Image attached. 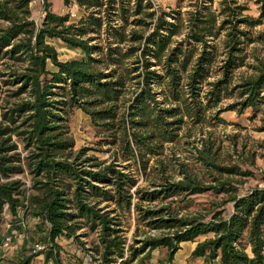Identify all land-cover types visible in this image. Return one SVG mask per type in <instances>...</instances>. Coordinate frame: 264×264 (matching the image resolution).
<instances>
[{"label": "trees", "instance_id": "1", "mask_svg": "<svg viewBox=\"0 0 264 264\" xmlns=\"http://www.w3.org/2000/svg\"><path fill=\"white\" fill-rule=\"evenodd\" d=\"M32 2L0 0V223L20 227L29 215L44 245L15 264L38 255L65 264L60 238L98 264H148L156 249L170 263L182 243L206 263L264 264V187L243 189L254 175L214 131L224 111L264 106V60L248 61L251 45L264 47V31L253 33L264 0L256 18L240 0H189L185 11L63 0L77 6L75 20L43 0L39 23ZM55 41L80 58L59 60ZM75 109L89 118L93 147L74 150ZM203 195L212 199L196 202ZM132 222L133 238L158 234L135 247Z\"/></svg>", "mask_w": 264, "mask_h": 264}, {"label": "rangeland", "instance_id": "2", "mask_svg": "<svg viewBox=\"0 0 264 264\" xmlns=\"http://www.w3.org/2000/svg\"><path fill=\"white\" fill-rule=\"evenodd\" d=\"M156 8H161L168 11V9H175L177 6H181V11H185V6L189 0H151ZM241 2L247 3L248 12L247 14L253 17L259 16V6L256 0H240ZM49 4V11L55 14H66L70 15L71 20H75L79 16L78 8L76 5L70 4L65 5L63 0H47ZM32 18L36 23H39L43 16V0H33L31 4ZM264 31V19L260 26L253 29V33ZM53 45L56 47L59 60L66 61L70 59L80 58V53L71 49H67L62 43L55 41ZM254 49V51L252 50ZM249 53L251 56L248 61L253 62L252 56H257L264 60V47L260 43H255L250 46ZM253 54V55H252ZM245 71L241 69L240 72ZM232 99L227 100L223 107H226L229 103H232ZM223 119V123L219 124L214 128L216 135L220 136L223 141V147L226 154L231 158L232 163H238L241 168L252 171L253 177L248 180H243V189H249L255 186L264 187V131L258 129L262 126L261 119L264 117V106L260 107L259 112L253 114L250 109H245L242 113L238 114L236 111H224L220 115ZM70 133L75 141L74 150H78L82 147H93L94 143L98 140L95 137V131L91 127L89 118L80 110L75 109L69 119ZM207 131V129H205ZM201 135H198L200 137ZM178 156L185 157L186 154L177 152ZM89 155H95L100 159H105L106 155L89 151ZM24 155V153H22ZM243 162V163H242ZM15 178L27 181L29 176L24 173L18 175ZM141 187L146 186L142 181L139 182ZM196 202L205 203L212 199L209 195L198 196L195 198ZM11 219L8 218L7 221ZM135 230V224L132 222L131 226L126 233V237L129 244H133L135 247L141 245V240L146 236H153L158 232H148L147 234L139 233L133 238V232ZM5 232V223H0V238ZM24 235L27 236L28 240L20 238L27 248L25 249V256L30 255V247L36 242L42 241L41 232L42 224L39 220L26 215L25 223L23 228ZM79 233H83V230ZM94 239L93 235H89L86 238H81L83 242L90 245ZM58 243L62 247L60 252L61 259L65 264H82V263H93L94 261L89 260L86 253L82 251L77 244H74L72 240L66 238L58 239ZM185 247V246H184ZM8 251L4 248H0V264H5L6 261L1 258L3 254ZM11 254V253H10ZM8 253V255H10ZM40 256V255H38ZM33 257L30 264H42L43 259L41 257ZM11 257V256H7ZM4 261V262H3ZM157 261L158 264H173V260L168 263L166 261V250L156 249L152 252V258L148 264H154ZM178 263V261H175ZM96 263V262H95ZM188 263V262H186Z\"/></svg>", "mask_w": 264, "mask_h": 264}, {"label": "crops", "instance_id": "3", "mask_svg": "<svg viewBox=\"0 0 264 264\" xmlns=\"http://www.w3.org/2000/svg\"><path fill=\"white\" fill-rule=\"evenodd\" d=\"M23 228L24 226L14 228L15 230H17L19 237L14 239L9 247L4 248V251L8 249L7 253L1 256V258H3V260L6 261L5 264H15V261L19 257L26 255L25 249L27 248V245H25L24 242L20 240V238L22 237L24 238V240H28L27 236L24 235ZM194 246H195L194 243H182L180 245V249L175 253L173 257V264H219L218 260H214L209 263H206L202 258H192L191 252L194 249ZM8 253L11 254L8 255ZM7 256H11V257H7ZM39 257H41V260L43 259V255H40L37 258ZM176 260L178 261V263L175 262ZM82 264H98V263L93 262V263H82ZM154 264H158L157 261H155Z\"/></svg>", "mask_w": 264, "mask_h": 264}, {"label": "built area", "instance_id": "4", "mask_svg": "<svg viewBox=\"0 0 264 264\" xmlns=\"http://www.w3.org/2000/svg\"><path fill=\"white\" fill-rule=\"evenodd\" d=\"M27 186H28V182H27ZM18 220L19 221H18L17 225L24 226V223H25L24 217L20 216L18 218ZM18 237H19V234H18L17 230L14 229V225H12L8 222H5V232L2 235V237L0 238V248L9 247L12 244L13 240L18 238ZM43 250H44V245L40 242H36V243L32 244V246L30 247V255H36Z\"/></svg>", "mask_w": 264, "mask_h": 264}]
</instances>
